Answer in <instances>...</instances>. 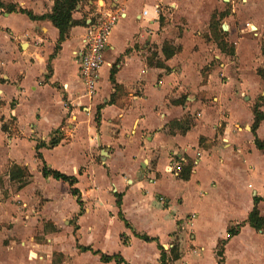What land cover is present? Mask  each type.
<instances>
[{"label": "crops", "instance_id": "0c3cea01", "mask_svg": "<svg viewBox=\"0 0 264 264\" xmlns=\"http://www.w3.org/2000/svg\"><path fill=\"white\" fill-rule=\"evenodd\" d=\"M0 1L41 17L55 0ZM96 6L120 19L92 98L79 75L85 24L56 51L48 19L0 9V168L31 175L21 188L1 180L0 264H115L79 247L160 264L158 245L168 253L181 238L170 264H206L208 253L217 264L227 229L240 223L224 264H264V236L246 223L253 198H264V155L251 133L264 95V0H83L72 19ZM219 30L233 55L218 48ZM256 136L264 142V119ZM38 144L48 168L76 178L81 214L67 183L43 177ZM179 156L192 165L187 181L172 173ZM257 210L264 215V201Z\"/></svg>", "mask_w": 264, "mask_h": 264}, {"label": "trees", "instance_id": "16d2710c", "mask_svg": "<svg viewBox=\"0 0 264 264\" xmlns=\"http://www.w3.org/2000/svg\"><path fill=\"white\" fill-rule=\"evenodd\" d=\"M81 2H83V0H55L51 13L45 16H41V17H36L31 12L16 8L13 5H5L1 1H0V9H2L5 13L19 12V13L25 14L30 20L48 19L53 25V27H55L58 30V33H59V38H58L57 45H56V51H58L61 43L65 41V39L68 37L69 30L75 25L85 24V19H86L85 17H83L80 22H76L75 20L72 19V13L75 11L76 7ZM211 28H212V23H211ZM223 37H224V33L221 30L218 31L217 36L215 35V39H217L218 48L223 53H226L228 55H233V50L228 47V44L226 43V41H224ZM173 51L170 54H166V57H169L170 55H172ZM114 74H115V68L113 67L110 71V81L113 84L114 89L116 91L118 89V86L115 84ZM257 74L259 77H261V79L264 82V67L259 69L257 71ZM262 105H264V95L252 107L253 124L251 126V133L254 137V144L256 148L262 151L264 155V142L260 141L256 136V129L261 123V121L264 119V114L260 111V107ZM99 110L100 108H98V111ZM95 120L98 123L99 121L98 112H97V117L95 118ZM179 124H180L179 122H174L172 125H179ZM183 124L186 125V127L183 128V130L186 131L190 125L187 120H185ZM1 129L3 132L7 131L6 126H2ZM58 143H59V140H56L55 138H53L49 142V147H54ZM40 147H44V144H38L35 147V151H36V158L42 162L41 172H42L43 177H52L55 180H60V181L67 183L70 188L71 195L75 197L77 204L79 205V208H80L79 214H81L82 202L80 200L79 191L74 187L77 182L76 178L71 177V176H66L64 174H61L58 171L48 168V166H46L45 163L43 162L41 154L38 152ZM191 170H192L191 164L183 165L181 167V172L179 174L180 179H182L183 181H187L190 177ZM8 176L11 181L19 182L20 184L19 188L24 186L28 182V180L31 178V175L28 172L26 167H19L17 165H13L11 167V170L9 171ZM261 201H264V198H259V197L253 198L254 207L252 211L250 212L246 223L251 228H253L256 232H261V234L264 236V215L263 216L259 215V212L257 210V205ZM117 205L118 206L120 205L119 201H117ZM121 219L125 223L126 227H129L127 222L122 217ZM244 224L245 223L236 224L227 229V237L225 239V242L223 241V243L219 244L215 252L217 264H224V256H223L224 245L226 241H228L233 236L239 233L240 229L244 226ZM135 236L144 240L145 242H151V241L155 242L156 241L154 239H149L145 236H140L138 234H136ZM121 238L123 242H126L123 236ZM174 247L175 246H173V248L169 250L167 253L160 245H158V249L160 251V257H159L160 264H170L179 258V254L176 252V248ZM79 250L82 252L90 251L93 255H98L100 258V261L103 263H109L113 261L115 264H128L119 254H114V255L109 256V255L102 254L99 251H94L91 248H85V247H79Z\"/></svg>", "mask_w": 264, "mask_h": 264}, {"label": "built area", "instance_id": "2783aa9c", "mask_svg": "<svg viewBox=\"0 0 264 264\" xmlns=\"http://www.w3.org/2000/svg\"><path fill=\"white\" fill-rule=\"evenodd\" d=\"M97 6L96 10L93 9L94 12L92 11L86 18L85 34L78 53L79 75L84 84L85 95L89 98H92L96 92L103 55L108 49L111 32L120 19V13ZM154 10L158 11V6H155ZM143 16H147V11L143 12ZM246 26L249 28L250 24ZM184 163L185 160L181 156L178 160H174L172 173L175 176H179ZM170 247L173 248V246Z\"/></svg>", "mask_w": 264, "mask_h": 264}, {"label": "rangeland", "instance_id": "374dc122", "mask_svg": "<svg viewBox=\"0 0 264 264\" xmlns=\"http://www.w3.org/2000/svg\"><path fill=\"white\" fill-rule=\"evenodd\" d=\"M214 24H217V23H216L215 21H213V22H212V28H213ZM224 40H225V38H224ZM215 41H216V40H215ZM167 44H168V43H167ZM174 48H175V47H174ZM12 127H13V125H12ZM24 154H26L28 160H32L29 151H27V150L24 151ZM12 166H13V165L10 164V162H9V163H7L5 166H3V167L0 168V198H1L2 200H5V199H3V197H6L5 194L8 193V192H7L8 189H6V185H5V183H1V180H10L8 174H9V171L11 170V167H12ZM10 181H11V180H10ZM11 183H15V186H16V187L18 186V181H11ZM4 203H5V202H4ZM11 204H16V202L13 203V201H11ZM113 229H114L113 231H115V228H113ZM183 235H184V234H183ZM39 236H40V235L36 234L35 238L38 239ZM83 237H84V236H83ZM183 241H184V240L181 238V239H180V243H178V245L174 247V248H176V252H177L179 255L181 254V249H182L181 244H182ZM174 243H175V242H174ZM171 249H172L171 247L168 248V250H171ZM216 250H217V249H216ZM147 256H149V252L147 253ZM168 256H169V255H168ZM147 260H148V263H146V264H152V263H153V262L151 261V258H149V259H147ZM206 260H207V263H206V264H209V262H210V256H209V253L206 254Z\"/></svg>", "mask_w": 264, "mask_h": 264}]
</instances>
